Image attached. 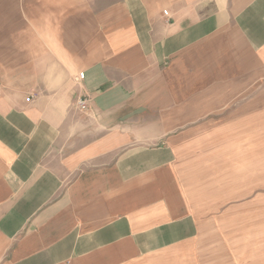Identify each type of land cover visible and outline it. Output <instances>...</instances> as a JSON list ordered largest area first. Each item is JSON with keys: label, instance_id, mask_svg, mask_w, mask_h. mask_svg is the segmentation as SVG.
Segmentation results:
<instances>
[{"label": "crops", "instance_id": "crops-1", "mask_svg": "<svg viewBox=\"0 0 264 264\" xmlns=\"http://www.w3.org/2000/svg\"><path fill=\"white\" fill-rule=\"evenodd\" d=\"M261 84L264 0H0V264L196 244Z\"/></svg>", "mask_w": 264, "mask_h": 264}, {"label": "rangeland", "instance_id": "rangeland-1", "mask_svg": "<svg viewBox=\"0 0 264 264\" xmlns=\"http://www.w3.org/2000/svg\"><path fill=\"white\" fill-rule=\"evenodd\" d=\"M260 108L264 111V99ZM246 115L238 116L235 131L220 133L212 149L218 165L200 239L145 264H264V116L257 124ZM230 119L236 120L227 118L228 125Z\"/></svg>", "mask_w": 264, "mask_h": 264}, {"label": "built area", "instance_id": "built-area-1", "mask_svg": "<svg viewBox=\"0 0 264 264\" xmlns=\"http://www.w3.org/2000/svg\"><path fill=\"white\" fill-rule=\"evenodd\" d=\"M85 76V73L84 72H81L80 75H79V78L80 79H83ZM78 104L79 106H81L82 108H87V100L86 99H80L78 101Z\"/></svg>", "mask_w": 264, "mask_h": 264}]
</instances>
